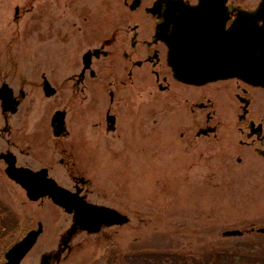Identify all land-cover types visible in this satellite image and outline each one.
Masks as SVG:
<instances>
[{
  "label": "rangeland",
  "instance_id": "rangeland-1",
  "mask_svg": "<svg viewBox=\"0 0 264 264\" xmlns=\"http://www.w3.org/2000/svg\"><path fill=\"white\" fill-rule=\"evenodd\" d=\"M0 17V63H43L47 58L66 64L69 33L61 23L55 25L54 36L9 38L6 15ZM41 27L39 32L48 30ZM5 48H10L8 54ZM26 51L30 53L26 58L34 59L26 60ZM82 51L70 54L74 68ZM138 89L136 98L119 101L115 132L105 130L106 105L101 97L84 106L76 102L70 117V127L80 128L75 143L85 148H80L78 169L89 180V202L118 211L128 223L79 234L70 254L60 238L70 229L71 216L46 201H30L5 176L0 162V229L5 225L8 230L0 239V264L40 223L43 232L21 264H40L43 255H57L61 248L62 258H67L59 264H108L112 258L118 259L115 264H130L126 257L127 262L144 264L141 256L160 253L205 264L210 250L231 253L243 250L241 244L258 241L253 237L264 228V160L240 146L238 128L243 125L236 113L219 111L211 123L216 133L197 136L205 120L199 111H190L183 99L188 93L172 96L148 84ZM97 122L103 127L94 128ZM232 231L243 235L229 236Z\"/></svg>",
  "mask_w": 264,
  "mask_h": 264
},
{
  "label": "flooded vegetation",
  "instance_id": "flooded-vegetation-1",
  "mask_svg": "<svg viewBox=\"0 0 264 264\" xmlns=\"http://www.w3.org/2000/svg\"><path fill=\"white\" fill-rule=\"evenodd\" d=\"M261 2L0 0V16L6 15L3 21L5 29L9 28V38L54 36L58 23L69 33L66 64L48 62L47 58L43 63H0V162L5 165L4 174L13 163L17 169L40 172L43 179L54 181L64 191L62 203L68 205L67 210L49 196L38 200L71 216L70 229L60 238L62 248H70L71 254L74 239L81 233L88 234L76 230L69 235L75 213L74 209L70 213V205L75 201L80 205L91 204L89 180L78 169L82 163L80 148L85 150L84 144L75 143L80 128L70 127L76 102L84 106L91 99H104L105 130L115 132L119 101L136 98L139 85L148 84L172 96L188 93L183 99L190 111H199L205 120L197 136L216 133L217 127L211 123L219 111L236 113L243 125L238 128L243 137L240 146L264 160V88L238 79L186 84L175 77L169 63L177 47L174 39L196 44L229 37L241 21H248V27H254L252 17L255 26L263 27L264 18L254 15ZM40 27L48 30L39 32ZM190 43L186 44L187 48L192 47ZM81 48L79 65L74 68L70 54ZM9 50L5 48L6 54ZM23 54L25 58L30 55L28 51ZM102 123L97 122L93 127L102 128ZM212 129H215L213 133ZM84 133L89 135L88 130ZM64 177L67 183L62 182ZM62 248L57 255L51 252L46 263L59 264L66 259V255L62 258Z\"/></svg>",
  "mask_w": 264,
  "mask_h": 264
},
{
  "label": "water",
  "instance_id": "water-1",
  "mask_svg": "<svg viewBox=\"0 0 264 264\" xmlns=\"http://www.w3.org/2000/svg\"><path fill=\"white\" fill-rule=\"evenodd\" d=\"M254 15L264 18V0ZM247 22L241 21L236 24L234 34L229 37H220L207 43L187 42L191 44L190 48L186 47L185 39L172 40L177 47L173 49L169 63L175 77L183 83L193 85L238 79L264 88V26L261 28L255 26L253 17L251 25L254 27H248ZM162 39L165 40V38ZM210 131L214 132L215 129ZM207 133V131L203 132L204 135ZM6 174L26 192L30 201H37L40 197L48 195L55 203L68 209V205L62 203V199H65L62 196L64 192L60 191L53 181L45 178L44 180L41 173L17 169L12 163L6 170ZM73 209L75 213L70 236L76 230L92 234L99 232L101 227L122 226L128 223L126 216L110 208L98 207L85 202L80 205L75 201L70 205V213ZM42 232L41 224H38L37 230L28 232L5 254L4 264H20L35 246ZM257 232L264 234V228ZM228 235L240 237L243 233L232 231ZM47 259L48 257L44 256L41 264H47Z\"/></svg>",
  "mask_w": 264,
  "mask_h": 264
},
{
  "label": "trees",
  "instance_id": "trees-1",
  "mask_svg": "<svg viewBox=\"0 0 264 264\" xmlns=\"http://www.w3.org/2000/svg\"><path fill=\"white\" fill-rule=\"evenodd\" d=\"M4 227L0 229V239L8 234L5 225ZM253 238L258 240L255 244L239 245L243 250L236 249L231 253L229 251L210 250L208 256H206L205 264H264V245L261 242V240H264V234H258ZM141 257H145L139 260L145 262L144 264H194L188 258L173 254H149ZM117 260L112 258L108 264H115ZM124 260L126 263L136 264L133 261L127 262V257ZM138 264L141 263L138 262Z\"/></svg>",
  "mask_w": 264,
  "mask_h": 264
}]
</instances>
